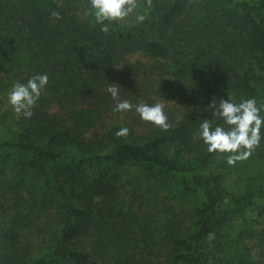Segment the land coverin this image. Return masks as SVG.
<instances>
[{"label":"trees","instance_id":"obj_1","mask_svg":"<svg viewBox=\"0 0 264 264\" xmlns=\"http://www.w3.org/2000/svg\"><path fill=\"white\" fill-rule=\"evenodd\" d=\"M138 4L104 33L90 0H0V72L49 76L33 115L0 132V264H264V127L234 166L198 135L205 119L229 127L213 100L255 98L264 116V0ZM131 52L169 62L157 93L182 117L167 131L114 115L112 83L151 103L133 68L106 76Z\"/></svg>","mask_w":264,"mask_h":264},{"label":"clouds","instance_id":"obj_2","mask_svg":"<svg viewBox=\"0 0 264 264\" xmlns=\"http://www.w3.org/2000/svg\"><path fill=\"white\" fill-rule=\"evenodd\" d=\"M147 4L150 6L152 0H147ZM138 6V0H90V11L85 15L94 14L95 21L102 25L101 31L108 33V24L124 21ZM53 16L60 19L58 12H54ZM145 18L143 14L136 17L138 22H143ZM48 83L49 76L45 73L32 76L26 83L16 81L13 84L8 93V103L18 117L23 115L25 118H30L33 115V108ZM107 92L116 101L114 112L125 113L134 109L142 121L149 122L164 131L172 127L164 110V103L149 105L141 101L134 105L127 99L121 100L116 83L109 84ZM209 107L213 109V115L221 117L229 127L225 129L217 125L213 128L208 119L202 121L198 135L208 146V152L226 154L230 166L248 159L259 147L261 128L264 127V116H261V107L257 106L255 98L243 100L238 104L231 102L230 98H222L218 104L213 100ZM128 134L127 127H122L115 133L117 137H127Z\"/></svg>","mask_w":264,"mask_h":264},{"label":"rangeland","instance_id":"obj_3","mask_svg":"<svg viewBox=\"0 0 264 264\" xmlns=\"http://www.w3.org/2000/svg\"><path fill=\"white\" fill-rule=\"evenodd\" d=\"M191 3L195 4L198 0H189ZM131 14L124 21H121L122 24L126 26H130L131 24ZM27 57V56H26ZM169 62L166 60L156 59L154 56L146 55L143 52H131L129 54H125L119 59L112 68L107 72L106 76L108 80H118L120 81L123 77H125L126 68H133L135 71V76L131 79H126L129 83L134 80V87L137 88L135 91L141 95V99H148L151 103L150 105L155 104L157 102H162L165 105V112L167 116H173L176 119L182 117V108L176 104L175 100L170 99H162L158 97L157 91L158 82H159V68H168ZM26 70V67H22L20 72ZM21 74H17L16 78H8L0 72V132L2 135L8 133V135H12L10 132L15 127V121L18 119L17 114L14 112L12 106L8 103V93L11 91L13 84L16 81H19ZM133 89L132 91H134ZM116 104V103H115ZM114 104V105H115ZM134 105L137 103H133ZM112 112V111H111ZM113 113V112H112ZM114 115L117 118H121L130 124H135L136 129H142L145 121H142L139 117V114L133 111L125 112V113H117L114 112ZM133 124V125H134ZM134 173L129 171L125 173L122 177L123 181L126 182V187L128 190H136L139 192L143 186H138L136 179L134 178ZM149 206V205H148ZM147 207L143 208V211H147Z\"/></svg>","mask_w":264,"mask_h":264}]
</instances>
